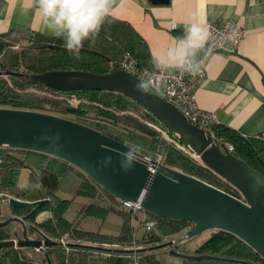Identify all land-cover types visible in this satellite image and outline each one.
<instances>
[{
	"label": "trees",
	"instance_id": "trees-1",
	"mask_svg": "<svg viewBox=\"0 0 264 264\" xmlns=\"http://www.w3.org/2000/svg\"><path fill=\"white\" fill-rule=\"evenodd\" d=\"M1 37L27 38L31 44L12 51L6 50L0 41V73H10L0 75V108L70 115L71 120L131 148L138 146L137 152L144 156L154 158L160 154L163 164L238 198L231 188L215 178L198 161L169 142L161 131L185 147L163 124L131 99L108 91L57 92L26 76L51 70L103 74L117 70L125 54L131 55L139 67L154 69L145 40L127 22L110 16L99 33L85 41L78 57L69 55L63 47L62 39L57 36L48 38L32 31H20L3 34ZM48 46L57 49H49ZM29 89L31 91H27ZM61 96H72L78 104L71 106L63 100L55 99ZM132 113L139 115L142 120ZM212 133L232 145L234 156L264 176V140L243 138L234 130L221 125L214 126ZM7 150L0 148V217H3V211L15 217L21 216L29 227L28 235L35 233V227L51 240L61 243L46 249L52 264H162L152 251L131 252L135 250L133 245L136 250L143 249L139 247L143 244L158 245L162 237L178 235L189 227L184 222L146 214L147 220L155 222V227L151 234L145 233L137 239L132 226L135 217L121 207L120 201L85 174L67 162L46 154L12 149L20 155L16 153V156L5 154ZM24 169L28 174L25 175V184L21 185L20 175ZM68 170H75L81 180L75 196L65 200L57 195V191L61 177ZM78 197L88 200L83 215L102 222L110 214L118 216L121 220L118 234H104L100 229L82 230L67 220L65 212ZM8 198L26 201L30 206L24 209L12 208L3 204ZM39 203L43 205L31 213ZM14 226L17 228L12 233L6 228H0V241L14 240L19 232L22 234L21 225L14 223ZM202 255L212 258L183 259V264H264L243 242L221 231H212L209 238L196 249L195 256ZM0 264H46V261L41 252L11 247L0 249Z\"/></svg>",
	"mask_w": 264,
	"mask_h": 264
},
{
	"label": "water",
	"instance_id": "water-1",
	"mask_svg": "<svg viewBox=\"0 0 264 264\" xmlns=\"http://www.w3.org/2000/svg\"><path fill=\"white\" fill-rule=\"evenodd\" d=\"M149 1L152 5L169 3V0ZM26 76L57 92L108 91L131 99L163 124L187 148L191 157L231 188L238 198L139 152L136 166L124 172L118 154L131 147L76 121L51 114L0 108V148L27 150L61 159L118 201L140 202L141 211L147 215L189 224L180 240L194 238L206 231H221L236 237L264 261V176L234 156L225 144L212 143L203 129L191 125L175 107L157 95L147 90L138 91L136 83L139 80L126 71L117 69L99 74L51 70ZM106 156L112 157L107 166L104 164ZM3 204L15 209L30 206V203L15 198L5 199ZM42 205L39 203L31 213ZM11 223H19L22 234L16 235L14 240L0 241V249H32L43 253L46 264H52L46 249L61 243L51 240L35 227L39 238H29V227L24 219L15 216L0 221V228ZM175 242L131 252H150L172 247ZM207 258L212 257H184Z\"/></svg>",
	"mask_w": 264,
	"mask_h": 264
},
{
	"label": "crops",
	"instance_id": "crops-1",
	"mask_svg": "<svg viewBox=\"0 0 264 264\" xmlns=\"http://www.w3.org/2000/svg\"><path fill=\"white\" fill-rule=\"evenodd\" d=\"M112 17L131 25L145 40L150 54L175 44L186 26L233 20L245 37L234 54L209 57L206 74L193 92L197 105L214 113L221 126L243 138L264 140V0H110ZM38 0H0V35L32 31L56 35L42 27Z\"/></svg>",
	"mask_w": 264,
	"mask_h": 264
},
{
	"label": "clouds",
	"instance_id": "clouds-1",
	"mask_svg": "<svg viewBox=\"0 0 264 264\" xmlns=\"http://www.w3.org/2000/svg\"><path fill=\"white\" fill-rule=\"evenodd\" d=\"M36 12L42 27L62 39L69 55L78 57L85 41L94 38L110 17L111 3L110 0H38ZM211 36L208 28L193 22L186 26L182 36L176 38L175 44L154 54L151 64L161 72L176 70L195 77L201 71L203 58L212 54V48L208 45ZM148 79L137 81L138 91L152 87ZM56 139H59L58 135ZM137 148H129L118 154L122 171L128 172L136 166ZM111 161V156L104 157L105 166Z\"/></svg>",
	"mask_w": 264,
	"mask_h": 264
},
{
	"label": "built area",
	"instance_id": "built-area-1",
	"mask_svg": "<svg viewBox=\"0 0 264 264\" xmlns=\"http://www.w3.org/2000/svg\"><path fill=\"white\" fill-rule=\"evenodd\" d=\"M206 28L212 33V36L208 41V45L212 48V54L203 58L201 71L195 77H192L187 73H180L176 70L161 72L156 68L148 70L139 67L129 54L123 56L119 62L118 69L128 72L139 81L149 78L148 83L152 85V87L146 89L148 92L157 95L167 103L171 104L191 125L203 129L210 137L212 143L217 146L225 144L227 149L232 153V145L220 138H216L212 133V128L220 125L218 117L212 112L201 109L194 100L193 92L196 89L199 80L206 74V64L209 57L215 54L230 55L236 53L245 37V31L240 24L231 19L226 20L221 24L209 23L206 25ZM161 132L169 142L190 155L185 147L179 145L174 139L168 137L165 131ZM154 159L159 163H163L160 154H156ZM121 207L133 216H137L138 212H141L142 227L144 228L145 233H151L153 231L155 222L147 220L146 214L140 209V202H121Z\"/></svg>",
	"mask_w": 264,
	"mask_h": 264
},
{
	"label": "rangeland",
	"instance_id": "rangeland-1",
	"mask_svg": "<svg viewBox=\"0 0 264 264\" xmlns=\"http://www.w3.org/2000/svg\"><path fill=\"white\" fill-rule=\"evenodd\" d=\"M0 41H1V43H3L6 46V50L9 49L12 51H18L22 48L30 46V44H31V42H29L27 38L22 39V38H14V37H1ZM27 91H31V90L29 89ZM55 99L63 100L71 106H75L78 104L76 99L72 96H61V97H56ZM52 115L70 119L69 118L70 115H66V114L58 113V114H52ZM132 115L136 116L138 119H141L140 116L137 114L132 113ZM4 153L10 154V155H16L17 152L13 151L12 149H9L7 151H4ZM18 156H20V155L18 154ZM27 174H28V171L26 169L21 171V175H20V184L21 185L25 184V178H26L25 175H27ZM213 176L215 178H217L215 175H213ZM80 180H81V177L75 170L66 171L60 179V185H59V189L57 191V195L61 199H65V200L72 199L75 196V193L79 187ZM87 201H88L87 198H83V197L76 198L75 201L73 202V204L65 212L64 217L67 220H69L70 222L74 223L76 225V227H78L79 229H82V230L96 231V230L100 229V232L104 233V234H108V235L118 234V232L120 231V226H121V220L118 216H116L114 214H110L102 222L101 220H99L97 218L88 217L86 215H83V209H84ZM1 215H3V217L2 218L0 217V220L7 218V217H14V215H11L8 211H3ZM133 217H135L132 220V226H133L134 233H135L134 236L137 239H140L145 234V230L142 227L141 212H138L137 216L134 215ZM19 218H21V216H19ZM146 218H147V216H146ZM15 227L16 226H14V223H11L4 228H6V230H8L12 233L14 231ZM182 233H180L178 235L169 236V237H162L161 238V244L167 243L169 241H174V240H176V242L172 245V247H166V248L156 249V250L152 251L154 253L156 259L158 261H160L162 264H183L184 257L195 256L196 249L204 241H206L209 238V236L212 234V231H206V232H204V233H202V234H200L194 238H191V239L180 240ZM20 236H21V233L19 232V237ZM28 236H29V238H34V239L39 238V236L37 235L36 232L34 234H32V235L30 234ZM180 241H182V242H180ZM177 243H180V244H178L179 246H177ZM158 245H160V244H158ZM153 246H157V245L143 244V245H140L139 247H141V248L143 247V249H144V248H149V247H153ZM133 247H134L133 249L136 250L135 245H133ZM36 252H38V251H36Z\"/></svg>",
	"mask_w": 264,
	"mask_h": 264
},
{
	"label": "bare ground",
	"instance_id": "bare-ground-1",
	"mask_svg": "<svg viewBox=\"0 0 264 264\" xmlns=\"http://www.w3.org/2000/svg\"><path fill=\"white\" fill-rule=\"evenodd\" d=\"M231 185V184H230Z\"/></svg>",
	"mask_w": 264,
	"mask_h": 264
}]
</instances>
